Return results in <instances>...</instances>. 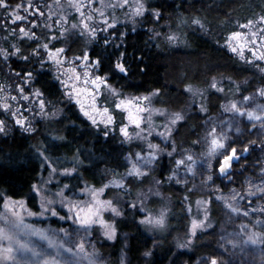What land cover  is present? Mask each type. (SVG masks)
Instances as JSON below:
<instances>
[{"label":"snow or ice","instance_id":"snow-or-ice-1","mask_svg":"<svg viewBox=\"0 0 264 264\" xmlns=\"http://www.w3.org/2000/svg\"><path fill=\"white\" fill-rule=\"evenodd\" d=\"M35 3L37 0H28L27 6L18 3L13 8L7 0H0V10L5 13V24L0 27L7 28L8 16L13 17V24L30 22L32 28L20 27L19 35L36 43V47L28 55H22L21 48L15 45H12L14 50L11 52L8 48H0V58L5 62L12 57H20L25 65L31 62L26 68L14 72L18 83L0 84V115L4 116L0 119V134L7 136L13 129H19L35 136L39 131L38 118L47 121L49 125L63 122L65 109L53 104L55 93L41 86L34 67L39 65V69H44L46 66H55L56 74L53 79L63 89L62 94L69 100H75L80 112L91 124L97 129L103 125V136L106 138L117 132L118 126L121 143L131 146L134 142H139V150L123 154L126 161L124 171L113 169L108 182L101 187L85 184L73 191L74 186L64 181L74 174L79 175V168L91 160V150L88 155H84L77 149L78 155L71 161V166H63L43 141L30 145L33 155L39 158L40 167L48 173L49 178L43 180L42 184L31 185L29 193L18 199L7 191L0 192V205L3 208L0 212V264H104L94 237L103 229L100 233L103 238L116 240L117 224L129 216L146 231L166 239L172 232L171 209L161 188L173 183L183 184L187 188L189 178L195 179L197 176L203 177L199 182L200 187H213H207L206 198L201 197L196 201L194 213L190 193L185 195L184 199L188 202L185 212L191 214L190 220L186 226L185 239L174 238L173 247L178 250L190 249L194 240L203 232L214 228L212 213L215 209L212 205L216 203L228 211L230 220L231 214H236V218L243 216L244 221H248L250 217L256 218L252 221L253 231L247 233L244 240L235 237L227 239V236L221 239L227 240L233 247L242 243L264 241V231L256 230L264 229V206L249 211L248 204L244 203L254 202L258 197L264 199V167L260 162L254 164L255 168L260 169L259 183L250 179L246 192L237 191L236 188L229 189L227 193L224 191L227 187L224 183L226 177L228 184L234 183L229 176V171L233 170V162H239L243 158L239 149L231 146L237 141L243 143L240 139L244 134L241 125H250L249 132L259 130L260 134H264V10L258 16L254 14L253 18L246 17L244 23L236 25L239 30L230 31L223 41L231 53L260 74V84L254 92L245 95L246 89L241 84H236L233 91L223 80L213 77L205 88L195 87L190 83L185 85L182 95L188 97L187 110L179 108L169 111L152 106L153 98L162 94L159 88L149 90L146 94L125 95L124 88L117 86L119 80L130 81L140 70L144 55L141 53L139 60L135 56L129 58L128 32H120L118 19L115 16L109 17L106 11L124 10L125 19L132 24L142 22L155 26L164 19L162 5L152 7L151 0H115V3L109 4L99 0V7L94 6L95 0H69L67 5L57 3L56 7L62 11L56 13L49 9L46 18L51 20L59 15V19L49 23L47 29L58 32L59 37L66 40L72 35L85 39L86 50L81 57L76 58L82 65V68H78L65 55L70 48L57 47L46 36L43 43L39 42L40 36L36 29L40 19L45 18V13L40 6L33 11ZM9 8L12 9L10 12ZM68 10L78 13L79 18L69 16ZM21 12L28 15H22ZM189 19L195 27L203 29L201 18ZM150 31L152 35L149 40L153 47L163 46L176 50L183 43L175 32H157L155 27ZM105 32L107 35H102ZM59 37L52 35L57 43L60 42ZM65 65L68 67L65 68ZM37 84L40 86H36ZM227 84H232V77H227ZM13 91L15 95L12 94ZM230 91H233V98H224L223 94ZM212 95L223 100L220 107L227 114L225 119L209 115L212 107L216 106L210 103ZM101 100L103 105L100 104ZM9 101L16 102L15 110ZM156 113L161 120L159 124L153 122V114ZM29 115L32 116L31 120ZM191 116L204 117L201 125L204 135L191 141L188 148L181 149L174 137ZM48 134L55 140L67 139L65 135L53 132ZM201 145L205 146L204 150L197 153L195 149ZM256 148V142L250 141L243 151L248 153ZM259 150L264 151V141L259 144ZM164 159L168 161L167 167L160 164ZM153 172L157 175L151 180L150 186L133 193L135 185H143ZM216 180L221 183L217 185ZM195 188L196 185H193V190ZM113 189L119 195L102 198ZM33 196L39 197L35 209L29 207ZM157 203L159 207L152 206ZM37 216L54 217L64 224L53 227L28 223L26 218ZM245 226L246 223L242 221L240 227L243 229ZM33 236L39 237V242H33ZM156 246L158 245L154 243L153 247ZM173 247L168 249L172 253L168 264H177L178 258L185 254L183 251L173 252ZM152 255L151 250L145 253V256ZM120 264H125L123 259ZM186 264H192L191 259ZM203 264L224 262L210 253L203 258Z\"/></svg>","mask_w":264,"mask_h":264},{"label":"trees","instance_id":"trees-1","mask_svg":"<svg viewBox=\"0 0 264 264\" xmlns=\"http://www.w3.org/2000/svg\"><path fill=\"white\" fill-rule=\"evenodd\" d=\"M7 1L14 4L19 0ZM182 3L183 7H181ZM151 5L152 7L163 6L164 19L159 25L138 22L134 27L129 24L118 26L120 32H128L129 58L135 56L139 60L141 53L144 55L140 70L131 80H119L117 86L123 87L125 93L141 94L159 88L162 94L155 97L154 102L157 105L177 109L183 107L188 99L187 96L182 95L185 85L189 83L206 85L211 77L217 74L227 75L238 81L244 79L249 81L244 86L246 90L260 84V74L254 72L252 66L240 61L229 52L223 45V41L230 31L236 30L238 23L245 22L246 17L253 18L254 14L258 16L264 10V0H151ZM190 17L201 18L203 29L195 27ZM153 27L157 32L177 33L183 43L176 50L163 46L153 47L149 40L152 35L150 30ZM133 28L135 31H131ZM21 43L28 44L25 41ZM69 48L70 50L66 51L68 55L83 54L86 49L85 43L80 38L74 39ZM25 54H28V49ZM12 64L14 69L20 70L31 65V62L25 65L24 61L13 60ZM36 75L41 86L55 93L52 101L65 109L64 119L62 123L52 125L45 120L39 121L37 124L39 131L35 136L14 130L8 136L0 138V192L7 191L9 195H16V198L29 193L30 186L38 180L41 172V162L33 155L30 145L40 141L48 146L49 152L54 157H58L60 161H67V164L69 162L71 164L74 157L78 155L77 149H80L84 155H88L91 150L90 162L79 168L78 176L74 174L68 179L75 189L83 183L99 188L108 182L113 169L123 172L126 163L123 154L138 148L137 143L131 146L121 143L118 130L109 137H104L103 129L93 126L80 114L75 103L65 98L50 71L37 70ZM115 79L116 75H114ZM220 101L221 99L216 95L210 97V103L216 105L212 107L213 111L218 110ZM202 118L203 116H191L187 124L180 128L179 134L175 136L176 140L184 146L194 141L201 127ZM49 132L65 135L67 139L55 140L49 136ZM240 139L243 143L236 142L240 148H244L250 141H255L257 146L256 150L248 153L243 151L241 154L243 158L233 164L234 168L241 163L248 164L242 173L234 174L239 181H242L246 173L252 174L257 169L254 164L260 161L261 152L258 144L264 141V135L258 136L253 132L245 131ZM160 164L162 167H167V159L161 160ZM156 175L157 173L153 172L143 185H135L133 193L140 190L151 177ZM162 191L171 198V235L166 239L153 235L138 226L129 216L117 224L116 240H108L98 233L95 236V246L99 253L107 258L109 264L118 263L122 250L127 254V264H168L169 257L172 255L168 249L173 247L174 238L185 239L186 226L190 220L189 214L185 212L184 197L190 193L192 200L198 193L174 183L163 186ZM114 195H119L115 189L104 197L111 198ZM36 205V197L33 196L29 206L35 209ZM212 207L215 209L212 216L218 223L222 216L221 206L216 203ZM154 243L158 246L153 247ZM217 243L218 232L215 225L213 229L203 232L195 239L190 249L178 250L173 247V252H185L178 258L177 264H186L189 259L192 264H203V258L210 253L218 256L224 264H230L227 261V254L218 247ZM149 250L153 252V255L145 256Z\"/></svg>","mask_w":264,"mask_h":264},{"label":"rangeland","instance_id":"rangeland-1","mask_svg":"<svg viewBox=\"0 0 264 264\" xmlns=\"http://www.w3.org/2000/svg\"><path fill=\"white\" fill-rule=\"evenodd\" d=\"M27 2H28V0H19L18 2L14 3V4L10 3V2H8V4L11 5L14 8L15 5H17L18 3H23L25 6H27ZM68 2H69V0H37V3L33 4V11H35V8L37 6H40L41 10L45 13V18H41L40 19L39 26L36 29L38 36H40V40H39L40 43L44 42V37L46 36L51 41V43L55 44L57 47L64 46L66 48H69V45L72 43V41H74V39L78 38L77 36L72 35V36H69L67 38V40H66L63 37H59V33L58 32H54L53 30L47 29V25L49 23H53L55 20L59 19V15L54 16L51 20L47 19L46 17H47L49 9H51L53 12L58 13V12H60L62 10L58 9L56 7V4L59 3V4H62V5H67ZM104 2L106 4L115 3V0H104ZM94 6L95 7H99L100 6L99 0H95ZM11 10H12L11 8L8 9L9 12ZM106 11H107V14L109 15V17L115 16L118 19V21H119L118 26L119 25H124L125 26L126 24H129L132 27H134V26L137 25V23L136 24H132V22L130 20H126L125 19V16L123 14L124 10H120V11H117V12H112L111 10H106ZM21 14L22 15H28L27 13H23V12H21ZM67 14L69 16H71V17H75L76 19L79 18V14L75 13L72 10H68ZM96 16H97V20H99V13H97ZM30 20H31V17H29V21ZM242 23H244V22H242ZM242 23H238V24H242ZM4 24H5V13H4V11L0 10V26H3ZM20 27H24L25 29H31L32 25H31L30 22L23 23V24L17 22L16 24H13V17H11V16L7 17V28L5 29L4 27H0V48H8L9 52H11V51L14 50L12 48V45H15V46L21 48L22 55H26L25 51L27 49H28V54L31 53V50L36 47V43H34L31 39L22 38L19 35ZM65 27H68V25H65ZM236 30H239V29L236 28ZM53 34H55L57 37H59V41H60L59 43H57V41L55 39H52V35ZM102 35H107V33L106 32L102 33ZM80 40H82V42L85 43V39H80ZM22 41H25L28 44L23 45L21 43ZM29 44H31V45H29ZM223 45H224V42H223ZM65 55L69 58V60H71L73 62V64H76L78 68H82V65H80L78 60L76 59V58L81 57L82 54H72V55L70 54V55H68L67 53H65ZM233 55H235V54H233ZM13 60L23 61V60L20 59V57H12L7 62H5L3 60V58H0V84L9 85V84H15V83L19 82V81L16 80L15 75H14V72L15 71H19V70L13 68V66H12L13 65L12 64ZM67 67H68V65H65V68H67ZM35 69L36 70H45L46 69V70L50 71L52 77L55 76V74H56L55 73V66H52V67H47L46 66L44 69H39V65H36ZM252 69H254V68L252 67ZM254 72H255V70H254ZM213 77H217L218 79L223 80L225 82V84L229 88H232L233 91H234V86L236 84H241L243 89H244V86H246V83H244V82L247 81L245 79L238 81V80H235L234 78H232V84L229 85V84H227V77H229V76L223 75V74H217L215 76H212L211 80H212ZM54 80L57 82L56 79H54ZM211 80L208 82V84L203 85V86L195 85V84H193V85L195 87L205 88V87H207L210 84ZM258 86H259V84L256 85L254 88L246 90L244 92V94L246 95L248 93H253L254 90ZM61 90L63 92V89H61ZM233 91L226 92L225 94H223L224 98H226V99L233 98ZM12 94L15 95V92L13 91ZM127 94H129V93H125V95H127ZM141 94H146V93H141ZM105 95H107V91L106 90H105ZM65 98L68 99L66 96H65ZM154 98H153V101H152V106L153 107L168 109L169 111L178 110L179 109V108L172 109V108H169L167 106L157 105L154 102ZM236 98L240 99L239 96H236ZM109 100H111L110 96H109ZM70 101L75 103L78 111L80 112L79 106L76 104L75 100H70ZM9 103L13 104V107H14V110H15L16 102L9 101ZM85 103L87 104V100L86 99H85ZM222 103H223V100L221 99L218 110L217 111H213L211 109V112H210L209 115H211L213 117H217L218 116L220 119H225L227 114H224L222 112V109L220 107V105ZM25 104H27V102H25ZM53 104L57 108H60L59 105L56 102H53ZM100 104L103 105V101L102 100L100 101ZM181 108H185L187 110V103ZM80 114L87 121H89L88 118L85 117L81 112H80ZM158 117H159L158 113L153 114V122L156 123V124L161 123V120ZM3 118H4V116L0 115V119H3ZM29 119L30 120L32 119L31 115H29ZM38 120L39 121H44L42 118H38ZM203 122H204V117L202 118V120L200 122L201 125L203 124ZM142 127H143V125H142ZM241 127L244 129V132L245 131L248 132V128L250 127V125L242 124ZM100 128L104 130V126L103 125H101ZM14 130H19V129H13L9 134H11ZM117 130H118V126H117ZM19 131H21V130H19ZM253 133L255 135H258V136L264 135V134H260L259 130L256 131V132H253ZM203 135H204V129H203V127H200L199 131L196 133V138L194 139V141L197 140L198 137H201ZM3 137H6V136L3 135V134H0V138H3ZM174 139L176 140V137H174ZM134 143L138 144L139 142H134ZM177 143L179 144L181 149H185V148L189 147V145L188 146H184L178 141H177ZM231 146L232 147H237L239 149V151H240V154L243 153V149L244 148L238 147L236 145V143L231 145ZM204 147H205L204 145H201L200 147H197L195 149V151L197 153L202 152L204 150ZM258 148H259V146H258ZM137 150H139V149L135 148L133 152H135ZM259 155H260V161L259 162H260L261 166L264 167V151H261ZM61 162L63 163V166H71L70 162H69V164H67L68 163L67 161H61ZM245 165H246V167L248 166V164H246V163H241V164L238 165L237 168L233 167V170L229 171V176L233 179L234 183L228 184L227 183V179L228 178L226 177L224 179V183L227 184V187L224 188L225 193H227L228 190L232 189V188H236L237 191L243 190L244 192H246L247 189H248V186H249V180L250 179L252 180V182L259 183V171H260L259 168H257L255 170V172H253L252 174L246 173L245 176H244V179L242 181H239L235 177V175H234L235 173H242L244 171V169L246 168V167H244ZM197 167L199 168V162L197 163ZM242 168H243V171H241ZM154 177L155 176L151 177L149 182L146 185H144L140 190H144L148 186H150V182H151V180ZM48 178H49L48 177V173L44 172L43 169L41 168V172L39 174L38 180L34 184H36V183H41L42 184L43 180H46ZM181 178H183V176ZM202 179H203V177H201V176H197L195 179L189 178V183L187 185V188L189 190L198 193V195L195 196L191 200L192 207H193V213L195 212V209H196V201L198 199H200L201 197H205L206 198L208 196L207 187H213V185H209V186L203 187V188L200 187L199 182ZM64 182L71 184V182H68V180L64 181ZM215 183L218 185V184L221 183V181L220 180H216ZM82 185H85V183H83ZM86 185H88V184H86ZM181 185H183V184H181ZM193 185H196L195 190H193ZM89 186H91V185H89ZM96 188H98V187H96ZM77 189L73 188V191H76ZM140 190H138V191H140ZM161 191H162V188H161ZM164 195H165V197H167V203H168V206L170 208V206H171V198L166 193H164ZM84 198L86 199L87 197H84ZM102 198L103 199H108L109 197L106 198L103 195ZM184 201H185V205L187 206L188 202L186 200H184ZM36 202L38 204L39 197H36ZM244 203L248 204L249 211H251L252 209L257 208L258 206H264V199H261V198L258 197L254 202H244ZM152 206L153 207H159V204L157 203V204H154ZM220 206H221V204H220ZM221 209H222V211H221V215L222 216H221L220 222L216 223L215 219L212 216V223H213L214 226L217 225V232H218V243H217V245L222 251H224L227 254V256H228L227 261L230 264H264V241H258L256 243H251V242L242 243V244H238L237 246L233 247V245L228 243L227 240L221 239L222 237L227 236V239H232L233 237H235L238 240H244L245 237H246V234L251 232V231H253L252 221H254L256 218L255 217H250L248 221H244L243 216H241L240 218H236V214H231L232 219L230 220L228 211L226 209H224L222 206H221ZM2 211H3V208H2V205H0V212H2ZM190 215L191 214H189V216ZM26 219H27L28 223L36 224L38 226L52 225L53 227H57L59 225H63L64 224L63 221H59V220H57V218H54V217H39V216H37V217H29V218H26ZM242 221L246 223V226L243 229L240 227V224H241ZM0 224H2V222H0ZM256 230L264 231V229H259V228H257ZM102 231H103V229H100L99 232H98V234L100 236H102L100 234ZM229 234H231V235H229ZM31 239L33 240V242H39V237L33 236V237H31ZM94 239H95V237H94ZM94 242H95V240H94ZM220 245H223L224 247L221 248ZM102 258H103L104 264H109L107 262V258L106 257L102 256ZM122 259L124 260L125 264H127V254H126V252L124 250L121 251V254H120L119 258H118V263L117 264H120V261Z\"/></svg>","mask_w":264,"mask_h":264},{"label":"water","instance_id":"water-1","mask_svg":"<svg viewBox=\"0 0 264 264\" xmlns=\"http://www.w3.org/2000/svg\"><path fill=\"white\" fill-rule=\"evenodd\" d=\"M234 162H235V161H234ZM234 162H233V163H234Z\"/></svg>","mask_w":264,"mask_h":264}]
</instances>
